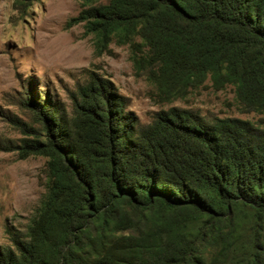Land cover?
Returning <instances> with one entry per match:
<instances>
[{
	"label": "trees",
	"instance_id": "obj_1",
	"mask_svg": "<svg viewBox=\"0 0 264 264\" xmlns=\"http://www.w3.org/2000/svg\"><path fill=\"white\" fill-rule=\"evenodd\" d=\"M78 1L71 23L98 54L128 46L161 100L210 81L261 118L172 107L144 123L96 74L71 106L31 89V122L10 119L19 156L47 159V194L0 264H264V0Z\"/></svg>",
	"mask_w": 264,
	"mask_h": 264
},
{
	"label": "rangeland",
	"instance_id": "obj_2",
	"mask_svg": "<svg viewBox=\"0 0 264 264\" xmlns=\"http://www.w3.org/2000/svg\"><path fill=\"white\" fill-rule=\"evenodd\" d=\"M14 2L0 0V246L10 244L8 230H27L47 194V159L19 156L24 135L10 119L31 122L21 102L32 90L71 106L69 93L96 74L114 83L144 123L154 112L172 107L220 118H261L242 111L232 86L216 91L210 81L186 98L161 100L149 80L136 76L128 46L112 44L110 51L98 54L84 24L71 23L81 11L78 0H36L26 11Z\"/></svg>",
	"mask_w": 264,
	"mask_h": 264
}]
</instances>
